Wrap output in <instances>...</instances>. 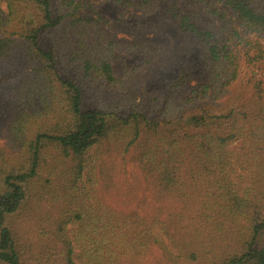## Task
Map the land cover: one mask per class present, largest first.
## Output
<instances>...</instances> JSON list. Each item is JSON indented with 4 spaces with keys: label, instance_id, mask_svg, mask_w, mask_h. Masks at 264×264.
Here are the masks:
<instances>
[{
    "label": "trees",
    "instance_id": "16d2710c",
    "mask_svg": "<svg viewBox=\"0 0 264 264\" xmlns=\"http://www.w3.org/2000/svg\"><path fill=\"white\" fill-rule=\"evenodd\" d=\"M94 1L0 0V57L17 43L31 68L0 153V264H264V0H104L134 13L110 25L126 38ZM124 53L143 59L119 70ZM127 154L151 200L117 210Z\"/></svg>",
    "mask_w": 264,
    "mask_h": 264
},
{
    "label": "rangeland",
    "instance_id": "374dc122",
    "mask_svg": "<svg viewBox=\"0 0 264 264\" xmlns=\"http://www.w3.org/2000/svg\"><path fill=\"white\" fill-rule=\"evenodd\" d=\"M205 3L210 4L212 7L224 10L227 15H231L227 9L223 8L217 3H214V0H203ZM94 8L96 10L102 12L104 19L108 22L107 27L108 31L111 33V36H116L117 38H126V33L128 31L126 26H120L117 23V27L110 26L111 23L115 24L114 21L117 15L121 16V20L128 22L130 18H132V11L125 10L124 8H119V6L111 5L110 2H106L104 0L94 1ZM1 9L4 11L5 7L2 5ZM5 12V11H4ZM204 14V12H202ZM230 18L231 26L238 33L244 34L243 29L240 25L235 21V18L228 16ZM26 20L24 23V30H31L34 26H36L41 18H37L32 15L25 16ZM110 26V27H109ZM228 31V30H227ZM226 33V31H223ZM158 37H175L171 34V31L167 29L165 32H159L157 34ZM17 38H14L16 41ZM262 43H264V38L259 39ZM17 43H14L9 50L8 53L0 57V79L3 77L13 78L8 83H3L0 86V153H7L9 147L11 146V140L9 138L7 132V126L9 122L15 118L16 106L12 100L13 93L11 90L15 87H18L19 84L24 83L27 80L28 75L26 72H30V67L23 66V50L22 48H17ZM143 59L142 55H128L122 54L121 59L118 63L115 64V67L121 70L124 66H137L141 63ZM170 59L165 60L164 63H169ZM174 61H171L173 63ZM11 71L13 73H11ZM15 75V76H14ZM143 75H141V80L143 79ZM164 75V73H163ZM12 76V77H11ZM142 86H144L143 82ZM122 157H117L113 160L114 171H113V188L104 192L105 200L117 210H129L138 208L142 205V202L146 200H151L150 192L144 186L143 179L140 175V172L132 160L130 154L124 156V163H122Z\"/></svg>",
    "mask_w": 264,
    "mask_h": 264
}]
</instances>
